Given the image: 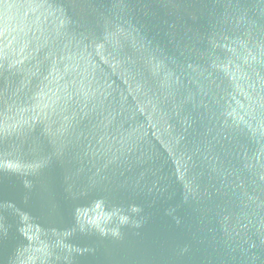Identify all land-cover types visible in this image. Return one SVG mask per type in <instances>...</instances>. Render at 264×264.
Instances as JSON below:
<instances>
[{
  "label": "water",
  "instance_id": "1",
  "mask_svg": "<svg viewBox=\"0 0 264 264\" xmlns=\"http://www.w3.org/2000/svg\"><path fill=\"white\" fill-rule=\"evenodd\" d=\"M0 264H264V0H0Z\"/></svg>",
  "mask_w": 264,
  "mask_h": 264
}]
</instances>
